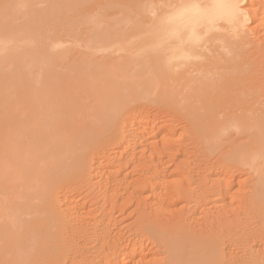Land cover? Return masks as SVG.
<instances>
[{"label": "bare ground", "instance_id": "obj_1", "mask_svg": "<svg viewBox=\"0 0 264 264\" xmlns=\"http://www.w3.org/2000/svg\"><path fill=\"white\" fill-rule=\"evenodd\" d=\"M255 1L0 0V264H150L149 239L166 264H264L253 250L264 237V111L202 114L201 101L247 72L246 47L264 27ZM154 104L186 113L211 153L209 181L200 175L188 201L221 205L233 170L254 178L241 207L258 211L257 227L240 241L219 235L222 217L198 231L163 214L192 182L159 171L179 145L143 131ZM224 158L235 164L219 178ZM92 187L101 205L85 220L75 195Z\"/></svg>", "mask_w": 264, "mask_h": 264}, {"label": "rangeland", "instance_id": "obj_2", "mask_svg": "<svg viewBox=\"0 0 264 264\" xmlns=\"http://www.w3.org/2000/svg\"><path fill=\"white\" fill-rule=\"evenodd\" d=\"M260 1L262 0L255 1V9L257 8ZM256 26V24L253 25V27ZM262 30L263 31H261L260 35L252 36L251 40L249 41V45L246 47L244 67L247 72L242 73V76H240L236 80L237 82L231 90L215 92L210 91L202 96V105L204 108H206L204 112L202 111V114L208 113V111L210 109H213L215 106H219V109L214 111V113L216 114H218L219 112L222 113L225 108L228 109L226 111L227 113H239L240 111L245 112L247 110L256 116L264 111V27L262 28ZM194 97L195 99H199V96L197 95H194ZM142 114H144L143 116L148 121V123L144 124L143 131H151L149 132L151 133V141L166 140L167 144L170 143V141H173V143H177V146L179 145L177 148L169 150L166 153L167 155H162L163 157H161V159L163 164L161 163L159 168L161 174H173L176 169H180L182 177L181 175L178 177L175 175H171V178L173 179L174 177V179H178L179 183L185 182V179H191L190 181L192 182L189 187L190 190L187 189V195L185 196L187 201L176 202L173 207H166V205L163 204L165 206L164 208L166 209L164 211L165 213L163 212V214L166 218L171 217L172 219H174L175 229H182L181 225L183 226L185 224L187 226L190 225V227L193 225L196 226V230L198 231H204L205 229L203 228L207 227L209 230H212L213 228L211 224L214 223V221L219 217H222V224L219 223L217 226L219 235L224 237L233 235L234 239H237L236 241H240V239H242L241 236H243L250 230L256 229L257 225L255 224V216L258 211L249 207H243V209L241 207L242 203H246L249 200V197L252 196L253 192L251 187L254 178H252V176H250V174H248L247 172H244L245 174L241 173L240 169L233 170L231 172V175L233 174L235 178L237 177V179L236 181L234 180V178L231 179L235 181V184L233 186V189L231 190V194L228 195L227 198H225V201L223 200L222 204L220 205L215 200L211 201V199H209L210 202L207 205L202 204L197 207L196 203H192V201L188 200H190L191 197L200 195V191L198 190L199 183H201L202 179L204 180L206 178L207 181H209V170L211 164L210 161H208L207 157H205V155L207 153L208 156H211V153L205 152L204 149L200 150L201 145L199 144L198 140L192 137L191 133L195 128L193 125V120L186 113L179 110H175V113H169L168 111L163 109L160 104H154L146 109H143ZM212 120L217 121L218 118L216 116H213ZM214 141L215 140L213 139V142ZM232 147L233 144L229 146V143H227L224 146L223 150L228 151ZM164 149L165 147L159 151L162 153ZM203 150L204 153H202ZM220 154V151L216 152V154L210 158L216 160V158L220 156ZM186 162L191 163L189 169H186ZM231 164H235L231 158H224L221 160V163L219 165V171L221 172V175H218L219 178L223 175L222 170L224 168H227ZM240 174L244 175L240 177ZM198 175H202L205 178H202V176H200L201 179H198ZM196 179H198L199 181H196ZM195 181L197 184L195 183ZM91 189L89 190L90 192L92 191ZM92 192L90 193V195H87L85 193L82 194V196L84 195L85 198L87 196L88 199H85L84 197L83 199L81 194L78 192V194L75 195L76 201L79 200L78 202H80L81 205L83 204L85 206V210H83V219L86 218L85 220H89L92 215L94 217V215L97 213L96 210H98V207L101 205L100 202L98 204H95L96 199L94 197L96 195L97 188L95 187ZM78 196L81 198H79ZM143 198L148 200L150 203L152 202V200H154L151 199V195L149 192L144 193ZM91 199L93 206L91 205V202H89ZM98 200L101 201L100 197ZM95 205H97L98 207H95ZM132 209L133 208H130L127 212L130 213ZM148 210L150 211V209ZM94 211L96 212L95 214ZM222 211H225L224 215L220 214ZM91 213L93 214L91 215ZM185 219H187V222ZM193 222L194 224H191ZM262 239H259L260 241H258V245L254 246L253 250L264 251V237ZM151 240L149 239L150 243L147 242L148 240L143 242V244H148L149 246L153 243V248L151 246L150 247L152 248V250H154L149 252L150 255L148 254L146 256V260H149L150 264H155L157 261L158 262L156 264H166L164 260H167V256H165L164 251H161V247H158L156 241ZM159 252L162 253L160 254ZM262 257L264 258V253ZM153 260L157 261L153 263Z\"/></svg>", "mask_w": 264, "mask_h": 264}]
</instances>
